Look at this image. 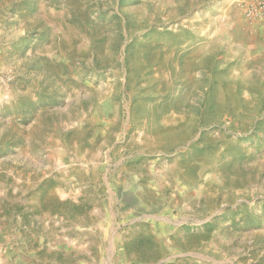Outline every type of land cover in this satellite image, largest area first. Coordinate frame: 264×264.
Listing matches in <instances>:
<instances>
[{
    "label": "rangeland",
    "instance_id": "374dc122",
    "mask_svg": "<svg viewBox=\"0 0 264 264\" xmlns=\"http://www.w3.org/2000/svg\"><path fill=\"white\" fill-rule=\"evenodd\" d=\"M259 0H0V264H264Z\"/></svg>",
    "mask_w": 264,
    "mask_h": 264
},
{
    "label": "crops",
    "instance_id": "0c3cea01",
    "mask_svg": "<svg viewBox=\"0 0 264 264\" xmlns=\"http://www.w3.org/2000/svg\"><path fill=\"white\" fill-rule=\"evenodd\" d=\"M233 3L239 2L240 0H230ZM253 45H262L264 43V21L261 22L258 27L255 35L252 36Z\"/></svg>",
    "mask_w": 264,
    "mask_h": 264
},
{
    "label": "built area",
    "instance_id": "2783aa9c",
    "mask_svg": "<svg viewBox=\"0 0 264 264\" xmlns=\"http://www.w3.org/2000/svg\"><path fill=\"white\" fill-rule=\"evenodd\" d=\"M255 14L260 17L264 18V0H259L254 7Z\"/></svg>",
    "mask_w": 264,
    "mask_h": 264
}]
</instances>
